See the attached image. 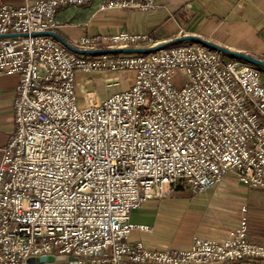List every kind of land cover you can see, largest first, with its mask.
<instances>
[{"label":"built area","instance_id":"built-area-1","mask_svg":"<svg viewBox=\"0 0 264 264\" xmlns=\"http://www.w3.org/2000/svg\"><path fill=\"white\" fill-rule=\"evenodd\" d=\"M91 1L0 0V74H19L15 133L0 150V264L41 256L74 258L65 264H264L246 206L226 237L194 236L185 250L128 241L149 231L130 222L131 211L179 186L199 194L231 175L264 191V67L190 41L149 53L78 54L47 34L58 28L59 9ZM140 44L158 43L119 32L81 36L76 47H147ZM95 76L109 90L129 84L99 96L85 86Z\"/></svg>","mask_w":264,"mask_h":264},{"label":"crops","instance_id":"crops-1","mask_svg":"<svg viewBox=\"0 0 264 264\" xmlns=\"http://www.w3.org/2000/svg\"><path fill=\"white\" fill-rule=\"evenodd\" d=\"M1 1L10 5H20L23 2ZM115 1L128 0H92L85 6H66L59 9L56 33L74 47L84 35L147 33L153 42L163 43L189 34L264 60V0H153L155 8L151 10L99 8L100 5ZM97 45L100 47L102 43L98 42ZM222 55L225 59L234 58L224 53ZM99 77L95 76L94 79ZM79 78L83 77L80 75ZM18 81L17 73L0 74V150L15 133L13 103ZM179 192L189 191L179 186L169 195L145 203L154 202L159 206L168 200L170 209H158L161 218H154L150 224L130 221L149 227V231H136L134 241L141 240L147 248L153 250H185L190 247L194 236L221 239L237 226L240 208L246 206L248 236L251 241L264 244V202L258 199L257 202L249 203V206L245 203L239 207L226 205L225 200L241 198V194L237 193V188L227 180V176L210 190L199 194L191 193L204 196V206L197 209L189 204L180 214L175 215L173 194ZM34 264L65 263L54 261Z\"/></svg>","mask_w":264,"mask_h":264},{"label":"rangeland","instance_id":"rangeland-1","mask_svg":"<svg viewBox=\"0 0 264 264\" xmlns=\"http://www.w3.org/2000/svg\"><path fill=\"white\" fill-rule=\"evenodd\" d=\"M149 44H140L139 46H148ZM126 76H124V79ZM84 80V79H83ZM81 80L80 82H82ZM129 84V81L122 80L121 84L117 87H113L110 90L106 89L102 78L99 77L97 79H93L91 82L88 83L87 89L95 90L99 96H104L107 92L113 93L116 91H119L121 89H125ZM85 87V86H84ZM78 99L81 100L82 96L80 93L77 94ZM227 180L231 181L235 187L237 188V193L240 195L241 198L238 199H231V200H225L224 203L231 207H239L240 204L245 203L248 206L249 203L257 202L258 199L264 202V191L257 190V189H250L245 183L236 180L231 175L227 176ZM243 191V193H242ZM206 200L204 199V196L202 195H191V192H179L173 194V213L175 212V215L180 214L182 210L186 207V205L192 204L197 209L201 208L206 204ZM157 203L150 202L147 204H144L142 207L133 209L130 214V221L133 223H152L154 218H161V215H159V210L165 211L167 209H170V202L168 200H165L163 204H160L159 206H156ZM147 205V206H146ZM155 205V207H152ZM158 207V208H156ZM158 214V215H157ZM155 215V216H154ZM174 225V224H173ZM174 227V226H173ZM137 232L133 231L131 235L129 236L128 241L132 243L131 241H134L136 238Z\"/></svg>","mask_w":264,"mask_h":264},{"label":"water","instance_id":"water-1","mask_svg":"<svg viewBox=\"0 0 264 264\" xmlns=\"http://www.w3.org/2000/svg\"><path fill=\"white\" fill-rule=\"evenodd\" d=\"M47 34H50L60 40L67 48H69L71 51L78 53V54H109V53H149L153 51H157L162 48L169 47L171 45L184 42V41H190L192 43H198L202 44L206 47H209L213 50L219 51L221 53L233 56L234 58L241 59L243 61H246L248 63H251L253 65L261 66L264 67V61L254 58L252 56H248L244 53L237 52V51H232L229 50L223 46H220L218 44L212 43L208 40H205L199 36L196 35H182L178 36L172 40H169L167 42L163 43H158L153 46H147V47H111V48H94V49H81L74 47L70 43H68L64 38H62L59 34L56 32H47ZM72 260L74 259L73 257H68L66 258L65 256H58V257H53V256H41V257H30L28 258L27 262L29 264H34V263H45V262H54V261H64V260Z\"/></svg>","mask_w":264,"mask_h":264}]
</instances>
